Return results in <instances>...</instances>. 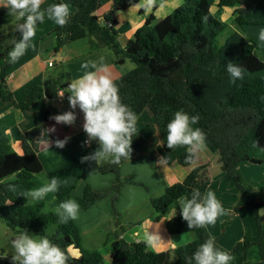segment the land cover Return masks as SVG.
<instances>
[{
	"label": "trees",
	"instance_id": "1",
	"mask_svg": "<svg viewBox=\"0 0 264 264\" xmlns=\"http://www.w3.org/2000/svg\"><path fill=\"white\" fill-rule=\"evenodd\" d=\"M60 3L61 0H54ZM142 0H63L73 7V13L64 27L57 26L53 32L57 37L55 51L67 44L89 38L93 46L112 51L115 63L122 65L127 59L135 67L114 81L119 86L122 102L127 104L138 119L151 104L157 105L164 113L166 123L160 132L166 152L173 151L166 145L167 123L176 111L183 110L189 115L199 117V127L206 134L207 147L218 153L223 162V177L233 180L239 192L237 205H251L258 208L255 199L264 200V188L257 193H250L244 186V177L239 165L244 161L261 163L264 159L252 155L256 149L264 150V57L259 44L245 32L248 23L247 15L261 0H219L221 7H236L233 27L218 20L211 12L209 0H184V3L173 10L157 24L151 15L125 46L119 41L118 21L112 13L128 10ZM112 2L113 9L104 16L102 22L96 12L106 3ZM14 20L18 25L23 23L7 8L0 7V26H8ZM112 21V25L107 24ZM264 23V19L258 21ZM232 28V29H230ZM21 32L10 43L0 45V86H2L10 62L8 53L18 41ZM229 62L239 63L248 70L244 81L230 83L226 72ZM54 88L48 82L35 86L25 101L12 100L16 108L31 110L34 104L44 98L52 97ZM49 113L44 123L21 134L22 153H18L8 143L0 142V217L8 227L16 232H38L47 235L68 256V264H102L103 255L98 250L84 248L81 243V231L75 221L67 224L59 222L51 209L63 200L72 198L76 182L59 189L51 201H40L28 205L26 198L20 194L36 186L35 175L43 171L39 157L41 145L57 138L48 128ZM133 136L132 154L138 161L147 162L162 179L163 174L157 165L156 155L149 158L137 156L146 144V137L140 131ZM49 132V136L47 133ZM49 139V140H48ZM71 146L68 142L63 149ZM186 150L178 155L181 165L185 163ZM120 163L109 162L99 167L103 174L113 173V205L119 200L121 188L125 181L121 179ZM132 183L142 184L132 181ZM211 179L208 175V164H202L185 177L183 181L166 186L159 196L151 197V204L157 212H167L178 207L177 201L189 196L192 189L207 191ZM16 186V191L8 190V185ZM110 194L87 185L83 195L76 200L82 209H88L97 200ZM48 208L47 214L44 209ZM179 208V207H178ZM115 215L117 210H114ZM117 216H115V219ZM118 221V220H116ZM264 218L256 216L258 237L252 239L251 230L247 229L244 238L232 249H225L214 237L218 245L231 253L233 264H264ZM169 234L190 231L187 222L178 214L166 223ZM197 238L175 248L155 252L146 248L143 241L129 242L115 231L112 242L113 251L110 264H187V259L195 252L199 244L212 236L206 229H192ZM213 237V236H212ZM75 244L81 255L74 257L68 247ZM257 245L260 259L249 260V249ZM0 264H13L12 256L0 252Z\"/></svg>",
	"mask_w": 264,
	"mask_h": 264
},
{
	"label": "crops",
	"instance_id": "2",
	"mask_svg": "<svg viewBox=\"0 0 264 264\" xmlns=\"http://www.w3.org/2000/svg\"><path fill=\"white\" fill-rule=\"evenodd\" d=\"M209 2L212 14L221 22L232 26L236 7H221L219 0H209ZM53 3L56 2L43 0L41 7L43 9ZM183 3L184 0H142L128 10L112 13V17L118 21L119 41L122 46L134 37L136 31L147 22L151 15L154 16V24H157ZM68 6L73 13V7ZM112 9V2H108L97 10L96 14L104 22V16ZM246 17L248 23L244 26L245 32L259 44L261 55L264 57V40L260 38L261 33H264V23L258 22L264 19V0H261ZM57 26L53 21L45 18L44 23L37 26L36 35L26 54L16 63H11L8 68L6 78L0 86V142L8 143L15 151L22 153L21 134L43 124L49 113V131L55 128L54 132H50L57 139L70 138L71 146L67 149H59L55 147V142L52 140L41 145L39 157L44 169L35 175L36 186L33 189L43 186L53 177L58 179L59 189L75 181L76 188L72 193V198L76 199L83 195L87 185L96 190L110 191L115 174H103L99 170L101 165L111 162L110 159L101 160L99 163L84 161L83 158L94 153L98 145L92 146L83 130L82 111L78 107L75 110L70 107L68 100L70 93L66 92L63 100L58 99V93L61 89L65 90L73 80L81 77L85 71L92 70L91 67L85 69L84 64L91 65L92 62H99L101 58L108 65L109 74L113 80L125 72L122 65L115 63L111 50L93 46L89 38L73 41L55 51L57 37L53 30ZM17 29V20L8 26H0V45L12 42L17 37ZM50 61H54V66L49 65ZM2 65L3 61H0V70ZM46 82L54 88L51 98L44 97L38 100L31 110L23 111L14 106L13 99L25 101L35 86ZM69 111H75L77 116L73 125L57 124L53 119L54 116ZM144 113L146 116L143 123L147 127L146 134L142 133L147 141L145 147L136 155L143 158L156 155L157 165L162 171L163 178L161 179L155 173L149 163L138 161L136 156H129L125 159L120 170L123 180L144 182L149 188L126 183L117 202V210L121 212V216L120 223L116 225L113 221L112 194L97 201L88 209L80 207V216L75 222L81 231L82 246L90 250L106 251L102 264H110L115 231H118L119 236L129 242L141 241L142 234L147 230L153 234L158 233L157 235L161 238L160 243L154 250L151 249L155 252L166 251L195 240L197 234L193 230L178 234H169L165 231L167 221L174 216L173 209L177 208V215L178 207H172L165 213L157 212L147 201L152 195L162 194L165 184L171 185L183 181L192 169L204 163L209 164L208 174L211 179L207 190L216 194L224 208V214L217 219L216 223L207 226L212 236L221 235L218 237L219 243L228 250L244 238L247 229L251 230L252 239L256 240L258 237L257 211L253 206H242L238 208V212L234 211V205L238 201L237 190L233 181L223 177V162L216 157L215 152L207 147L198 154L195 166L181 165L178 155L185 151V148L180 147L171 152L165 151L160 129L166 123V119L161 108L151 104ZM55 195L56 192L50 193L43 201H51ZM26 203L34 205L37 202L26 200ZM223 223L225 224L224 232L221 227ZM160 225L164 227L162 230ZM68 250L74 257L81 255V250L75 244H71ZM0 252L12 256L14 250L13 248H2ZM248 258L253 262L260 259L257 245L249 249Z\"/></svg>",
	"mask_w": 264,
	"mask_h": 264
},
{
	"label": "clouds",
	"instance_id": "3",
	"mask_svg": "<svg viewBox=\"0 0 264 264\" xmlns=\"http://www.w3.org/2000/svg\"><path fill=\"white\" fill-rule=\"evenodd\" d=\"M43 0H2L0 7L7 8L16 15L23 23L18 25L21 38L14 42V46L8 53L10 63H16L23 57L31 41L36 35L37 26L43 24L45 18L53 21L56 25L64 27L72 14L71 8L61 0L60 3H53L42 9ZM264 40V33H261ZM85 69L92 70L85 73L78 79L69 83L68 87L59 92L63 97L65 92L70 93L68 100L70 107L75 110L77 107L84 115L83 130L89 141H95L99 148L84 161L99 163L101 160L110 159L112 163H120L132 154L133 136L137 133L138 116L127 104L122 102L119 94L118 84L111 78L108 65L103 58L99 62H92L91 65L84 64ZM230 83L244 81L248 76V70L239 63L229 62L226 67ZM57 124L73 125L77 116L75 111L53 117ZM199 123V117L189 115L183 110L176 111L173 118L167 123L166 145L173 151L183 147L186 149L185 163L195 166L198 154L207 148L206 134L199 128L193 127ZM50 131H55L52 128ZM47 136L49 132L45 131ZM70 138L57 139L55 147L63 149ZM49 140V139H48ZM8 190L15 192L16 186L9 184ZM59 190V181L53 177L43 186L33 190H27L20 194L26 200L40 202L50 193ZM180 215L187 222L189 229H206L214 225L217 219L224 214L222 203L216 194L207 190L201 192L199 188L191 191L190 197L184 196L177 201ZM59 222L67 224L69 221L79 219L81 208L74 198L60 202L51 209ZM45 214L48 208L44 209ZM174 216L177 208L173 209ZM173 216V217H174ZM146 248L155 249L160 243V236L145 231L141 238ZM13 264H68V256L56 243L47 235H33L27 231L19 233L12 240ZM2 259V257H0ZM234 257L231 253L223 250L214 237L210 234L208 238L195 250L187 259V264H233Z\"/></svg>",
	"mask_w": 264,
	"mask_h": 264
},
{
	"label": "rangeland",
	"instance_id": "4",
	"mask_svg": "<svg viewBox=\"0 0 264 264\" xmlns=\"http://www.w3.org/2000/svg\"><path fill=\"white\" fill-rule=\"evenodd\" d=\"M231 27H233V25L231 26ZM230 29H232V28H230ZM136 65H135V63H133L131 60H129V59H127L126 60V63L125 64H122V67H123V70H124V72L125 73H127V72H129L130 70H132L134 67H135ZM145 116H146V114L144 113V114H142L141 116H140V118L138 119V125H139V127H140V130H141V132H143V133H145L146 134V127H147V125L146 124H144L143 123V119H145ZM86 136H87V134H86ZM55 137V136H54ZM87 138H88V136H87ZM89 140V139H88ZM91 143V145L93 146L94 144H96V145H98V147L97 148H99V144L97 143V142H95V141H90ZM215 155H216V157H218V159H221L220 158V156H219V154H217V153H215ZM252 155L253 156H255V157H258V158H261V159H264V150H262V149H256V150H253L252 151ZM204 164H208V163H204ZM209 165V164H208ZM216 165V164H215ZM239 170H240V172H241V174L243 175V177H244V186L247 188V190L250 192V193H257V192H259V191H261L263 188H264V161L263 162H261V163H248V161L246 162V163H241L240 165H239ZM209 175V174H208ZM115 178H116V176H115ZM121 179L123 180V178H122V175H121ZM114 181H115V179H114ZM123 181H125V180H123ZM231 181H233V180H231ZM135 182H140V181H135ZM114 183V182H113ZM126 183H130V184H133V185H143L144 187H146L147 189L149 188V186L147 185V184H145L144 182H140V183H142V184H136V183H132V181H125V183H124V185L122 186V188H121V194H122V189H123V187L126 185ZM233 184H234V186H235V188H236V190H237V195H238V200H239V192H238V189H237V186H236V184H235V182L233 181ZM166 186H168L167 184H165L164 185V188H166ZM112 190H113V187H112V189L110 190V194H112V199H113V193H112ZM165 190V189H164ZM101 191H106V190H101ZM109 194V195H110ZM121 194H120V197H121ZM159 195H161V193H158V194H156V195H152V196H159ZM82 196V195H81ZM108 196V195H107ZM106 196V197H107ZM151 196V197H152ZM80 197V196H79ZM120 197H119V199H120ZM105 198V197H104ZM257 198H260V197H257ZM256 198V199H257ZM103 199V198H102ZM151 198H149V200L147 201V202H149L150 203V206H151V208L153 209V207H152V204H151V200H150ZM255 199V200H256ZM53 200V199H52ZM101 200V199H100ZM97 201H99V200H97ZM96 201V202H97ZM119 200H117L116 201V203H115V205L113 206V221H114V223H115V225L116 224H119L120 223V216H121V212L120 211H118L117 210V202H118ZM95 202V203H96ZM237 203H238V201H237ZM237 203L234 205V211L235 212H238V208L239 207H242V206H239V205H237ZM94 204V203H93ZM92 204V205H93ZM91 205V206H92ZM245 206H251V205H245ZM252 207V206H251ZM115 208H116V210H117V214L115 215V213H114V210H115ZM154 210V209H153ZM257 213H259L258 211H257ZM115 216H117V218L115 219ZM256 216H257V214H256ZM116 220H118V221H116ZM264 222V221H263ZM222 227V232H224V227H225V224L223 223V225L221 226ZM160 228H161V230L164 228L162 225H160ZM165 231H167V230H165ZM18 233H16V232H14V231H12L9 227H8V225H7V223H6V221L4 220V219H2L1 217H0V250H2V248H6V249H11L12 248V240L16 237L15 235H17ZM29 234H33V235H37V236H40V233H38V232H29ZM158 234V233H157ZM221 235H219L218 237H220ZM218 237H216V238H218ZM218 241H219V238H218ZM237 243V242H236ZM235 243V244H236ZM100 253H102L103 254V256H104V258H105V254H106V251H99Z\"/></svg>",
	"mask_w": 264,
	"mask_h": 264
},
{
	"label": "water",
	"instance_id": "5",
	"mask_svg": "<svg viewBox=\"0 0 264 264\" xmlns=\"http://www.w3.org/2000/svg\"><path fill=\"white\" fill-rule=\"evenodd\" d=\"M255 203L258 208L259 215L264 218V200H261V198H257L255 200Z\"/></svg>",
	"mask_w": 264,
	"mask_h": 264
},
{
	"label": "built area",
	"instance_id": "6",
	"mask_svg": "<svg viewBox=\"0 0 264 264\" xmlns=\"http://www.w3.org/2000/svg\"><path fill=\"white\" fill-rule=\"evenodd\" d=\"M107 24H108L109 26H111V25H112V21H108ZM49 65H50V66H54V61H50V62H49ZM63 91H64V89H61V90H60V92H63ZM65 96H66V92L64 93V96H63V97L58 96V99H59V100H63Z\"/></svg>",
	"mask_w": 264,
	"mask_h": 264
}]
</instances>
